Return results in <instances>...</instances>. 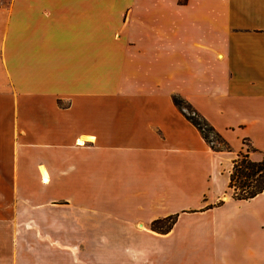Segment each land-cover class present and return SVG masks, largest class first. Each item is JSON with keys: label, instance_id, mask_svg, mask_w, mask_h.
<instances>
[{"label": "crops", "instance_id": "1", "mask_svg": "<svg viewBox=\"0 0 264 264\" xmlns=\"http://www.w3.org/2000/svg\"><path fill=\"white\" fill-rule=\"evenodd\" d=\"M239 153H264V0H0V264H159L181 222L171 258L264 264Z\"/></svg>", "mask_w": 264, "mask_h": 264}, {"label": "trees", "instance_id": "2", "mask_svg": "<svg viewBox=\"0 0 264 264\" xmlns=\"http://www.w3.org/2000/svg\"><path fill=\"white\" fill-rule=\"evenodd\" d=\"M173 103L183 113L185 118L196 127L205 142L211 147L210 142L207 140L205 133L200 123L186 115L181 105L185 104L186 108L191 110L199 120L204 122L217 136L221 138L225 148L213 150H229V146L224 139L214 130V128L206 121L204 117L196 112V110L180 96H173ZM253 150V149H252ZM228 188L231 190V198L234 200H248L261 193L264 189V153L259 161H253L249 158L248 153H239L232 161V166L229 172ZM222 201H219L220 204ZM177 219V214L170 215L163 218H157L151 221L150 229L160 234L167 233L172 228Z\"/></svg>", "mask_w": 264, "mask_h": 264}, {"label": "rangeland", "instance_id": "3", "mask_svg": "<svg viewBox=\"0 0 264 264\" xmlns=\"http://www.w3.org/2000/svg\"><path fill=\"white\" fill-rule=\"evenodd\" d=\"M180 108L182 109V111L196 119L202 129L203 132L205 133L207 140L210 142V145L212 148L215 149H221V148H225L224 143L221 141V138L219 136H217V134H215L208 126H205L204 122H202L201 120L198 119V117L189 109L186 108L185 104L181 105ZM244 144H246V142H244ZM247 151H251L252 148L250 146H246ZM228 196L231 197V190L228 188L227 191ZM223 201V200H220ZM182 223L181 222L179 224V226L177 227V230L175 231V233L169 237V238H162L158 240V244H159V257L157 259V261L159 262V264H189L190 261L192 263L197 262L198 260H188V259H179L176 257H172L171 258V246H182ZM36 231H34L35 233H37V229H35ZM200 259V258H199Z\"/></svg>", "mask_w": 264, "mask_h": 264}]
</instances>
